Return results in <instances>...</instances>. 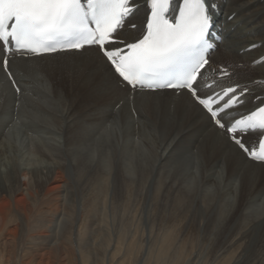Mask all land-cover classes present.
<instances>
[{"label": "bare ground", "instance_id": "1", "mask_svg": "<svg viewBox=\"0 0 264 264\" xmlns=\"http://www.w3.org/2000/svg\"><path fill=\"white\" fill-rule=\"evenodd\" d=\"M214 3L211 32L221 42L201 82L248 89L245 107L253 109L264 99V0ZM137 7L140 23L148 9L144 0ZM8 58L12 79L0 59V227L10 206L24 217L34 212L32 192L51 194L45 210L58 218L66 183L106 180L117 197L150 192L151 210H192L190 218L205 224L222 216L225 243L236 229L264 249V165L238 153L187 97L133 95L107 84L89 51Z\"/></svg>", "mask_w": 264, "mask_h": 264}, {"label": "snow or ice", "instance_id": "2", "mask_svg": "<svg viewBox=\"0 0 264 264\" xmlns=\"http://www.w3.org/2000/svg\"><path fill=\"white\" fill-rule=\"evenodd\" d=\"M144 2L145 20L137 23V0H0L3 71L12 79L9 56L93 52L107 84L133 95L170 90L187 97L238 153L264 165V99L249 109L248 89L201 82L212 49L214 0ZM228 75L221 69L222 78ZM253 136L258 147L249 146Z\"/></svg>", "mask_w": 264, "mask_h": 264}, {"label": "rangeland", "instance_id": "3", "mask_svg": "<svg viewBox=\"0 0 264 264\" xmlns=\"http://www.w3.org/2000/svg\"><path fill=\"white\" fill-rule=\"evenodd\" d=\"M89 184L64 185L58 218L45 210L51 194L32 192L28 217L10 206L0 227V264H264L257 236L247 241L235 229L225 243L222 216L205 224L190 218L192 210H151L150 192L117 197L106 180Z\"/></svg>", "mask_w": 264, "mask_h": 264}]
</instances>
